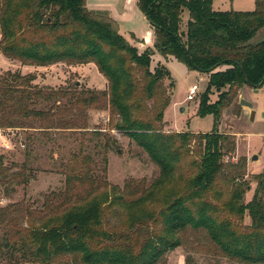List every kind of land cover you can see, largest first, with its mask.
Returning a JSON list of instances; mask_svg holds the SVG:
<instances>
[{"label":"trees","instance_id":"obj_1","mask_svg":"<svg viewBox=\"0 0 264 264\" xmlns=\"http://www.w3.org/2000/svg\"><path fill=\"white\" fill-rule=\"evenodd\" d=\"M255 3L252 11H218L213 0H138L156 38L155 50L140 52L109 11L89 9L87 0H0V51L7 58L37 66L95 63L108 80L103 91L76 83L54 88L36 84L32 72L7 70L0 74V128L86 130L79 113L100 104L117 116L114 129L160 169L147 189L145 179L135 181L134 190L143 189L128 200L133 182L121 189L98 180L91 153H72L63 165L64 189L47 195L40 209L24 202L0 208L5 223L0 248L6 256L18 264H168L182 234L204 230L218 257L264 264V170L254 174L257 186L245 201L251 187L245 178L248 158L233 162L235 135L219 130L223 111L245 85L264 86V38L252 41L264 29V0ZM156 51L208 75L199 114L214 115L210 132L163 129L175 84L166 85L172 76L165 65L152 69ZM213 88L219 92L215 102ZM92 135L100 140L95 147L106 153L117 144L100 129ZM193 154L198 158L187 161ZM186 162L196 170L185 188L165 205L154 204L162 201L155 195L157 184L169 182ZM32 179L26 162L9 166L0 157V187L6 193ZM84 183H101L105 191L89 199L81 190ZM111 216L123 221L112 225Z\"/></svg>","mask_w":264,"mask_h":264},{"label":"rangeland","instance_id":"obj_2","mask_svg":"<svg viewBox=\"0 0 264 264\" xmlns=\"http://www.w3.org/2000/svg\"><path fill=\"white\" fill-rule=\"evenodd\" d=\"M187 19V15L183 14V30L186 27ZM262 38H264V29L258 32L252 41L256 42ZM149 48L155 50V47ZM80 65L63 62L47 66L23 65L18 60L7 58L0 51V74L7 70L21 71L24 74L32 72L37 76L35 83L40 86L59 88L72 86L76 83L81 89L107 90L108 83L104 87L106 77L95 64L85 67L83 70L77 69V66ZM186 67L188 68L187 65ZM171 76L166 80V85L173 83L175 87L172 92V102L165 111L163 129L166 132H193L195 134L210 132L214 127V115L211 113L199 114L200 102L209 83L208 76L189 68H171ZM196 83L200 86L199 93L194 100L189 101L187 99L189 90ZM255 90L258 91V88ZM218 96L219 92L213 88L210 93L211 102H215ZM242 98L252 102L256 112L264 108V89L256 95L249 85H245L233 105L223 111L219 130L235 135L237 146L233 162H237L242 156L248 158V174L245 177L251 183L250 191L245 195V201H248L257 186L254 174L264 170V114L261 110L256 119L252 121L249 109L240 103ZM103 107L99 104L96 108L79 113L82 119H86L88 122L86 130L0 128V157H3L4 162L9 166L26 162L31 168L33 176L26 186H18L15 192L6 193L0 187V208L24 202L40 209L47 195L64 189L66 178L62 172L63 165L72 153L81 151H85L84 154L91 153L93 156L95 168L93 173L98 180H103L121 189L125 188L126 183L133 182V185H130L132 188L125 194V198L128 200L139 197L141 189H143L136 187L137 189L134 190L135 181L145 179L146 188L144 189L149 188L151 183L160 176L159 167L144 150L114 129L118 118L111 114L109 107ZM96 129L106 132L117 143L111 146L107 153L105 148L95 147L96 142L100 141L92 135ZM194 146L195 144L192 147L194 148ZM255 155H257V159H254ZM198 156V154H193L186 159L188 161L190 158H198ZM195 170L196 168L189 162L181 163L174 178L164 185L157 184L155 195L162 201L155 200L154 204L165 205L171 201L185 188L189 177L194 174ZM83 189L89 199L105 191L101 183L97 187L84 183L81 187V190ZM110 221L112 225L117 226L123 220L120 217L111 216ZM245 223H251L249 215H246ZM4 230L5 223L0 217V237ZM181 237L182 245L167 255L168 264H238L218 257L215 253L217 246L204 230L198 232L188 230ZM0 264L18 263H14L0 248ZM19 264L36 263L21 262Z\"/></svg>","mask_w":264,"mask_h":264},{"label":"crops","instance_id":"obj_3","mask_svg":"<svg viewBox=\"0 0 264 264\" xmlns=\"http://www.w3.org/2000/svg\"><path fill=\"white\" fill-rule=\"evenodd\" d=\"M255 2L256 0H226L225 2L224 0H213V7L218 11H252L256 7ZM87 7L93 10L109 11L111 16L118 21L121 34H123L127 39L135 44L140 52L145 51V49L149 47H155L154 28L148 21L146 15L139 9L138 0H87ZM184 14H186L189 19L188 12L185 11ZM133 35L135 37H133ZM94 64L95 63L83 64L77 66V69L83 70L85 67ZM158 64L165 65L169 68L170 71L171 68L188 69L186 65L178 61L174 56L169 55L168 57H164L160 53L155 52L152 55V69L158 66ZM107 83L108 80L105 79L104 87H106ZM263 89L264 88H258L257 91L255 90V88H252L253 93H255L256 95L260 94ZM248 109L249 113H251V109ZM261 110L264 114V108H262ZM261 110H259V112ZM259 112H256L254 120L256 119Z\"/></svg>","mask_w":264,"mask_h":264},{"label":"water","instance_id":"obj_4","mask_svg":"<svg viewBox=\"0 0 264 264\" xmlns=\"http://www.w3.org/2000/svg\"><path fill=\"white\" fill-rule=\"evenodd\" d=\"M240 103L243 105V106H246L248 108L251 109V120H254V117L256 115V111L254 109V105L252 102H250L249 100H247L246 98H242ZM254 159H257V155L254 156Z\"/></svg>","mask_w":264,"mask_h":264},{"label":"built area","instance_id":"obj_5","mask_svg":"<svg viewBox=\"0 0 264 264\" xmlns=\"http://www.w3.org/2000/svg\"><path fill=\"white\" fill-rule=\"evenodd\" d=\"M199 90H200V86L197 83L191 86L187 99L194 100L197 97Z\"/></svg>","mask_w":264,"mask_h":264}]
</instances>
